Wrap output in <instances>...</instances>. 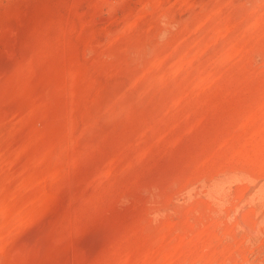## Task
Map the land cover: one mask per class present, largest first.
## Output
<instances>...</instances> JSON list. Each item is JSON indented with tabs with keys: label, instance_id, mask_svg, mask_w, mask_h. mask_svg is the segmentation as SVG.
<instances>
[{
	"label": "rangeland",
	"instance_id": "374dc122",
	"mask_svg": "<svg viewBox=\"0 0 264 264\" xmlns=\"http://www.w3.org/2000/svg\"><path fill=\"white\" fill-rule=\"evenodd\" d=\"M0 264H264V0H0Z\"/></svg>",
	"mask_w": 264,
	"mask_h": 264
}]
</instances>
